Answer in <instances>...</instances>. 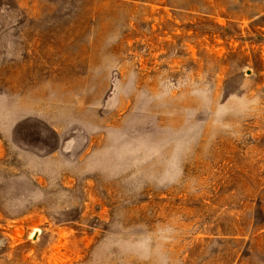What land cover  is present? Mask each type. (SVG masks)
Segmentation results:
<instances>
[{"label": "rangeland", "instance_id": "1", "mask_svg": "<svg viewBox=\"0 0 264 264\" xmlns=\"http://www.w3.org/2000/svg\"><path fill=\"white\" fill-rule=\"evenodd\" d=\"M0 264H264V0H0Z\"/></svg>", "mask_w": 264, "mask_h": 264}, {"label": "crops", "instance_id": "2", "mask_svg": "<svg viewBox=\"0 0 264 264\" xmlns=\"http://www.w3.org/2000/svg\"><path fill=\"white\" fill-rule=\"evenodd\" d=\"M26 6L23 7L25 9ZM31 10L32 6H29ZM28 8V9H29ZM69 45V44H68ZM34 56L28 59L27 70L38 71L31 76H112L115 73L100 72V70H113L108 68L107 58H87L81 55L72 54L69 51L62 52L58 55H51L46 52L37 51ZM33 65V67H32ZM99 71V72H97Z\"/></svg>", "mask_w": 264, "mask_h": 264}]
</instances>
